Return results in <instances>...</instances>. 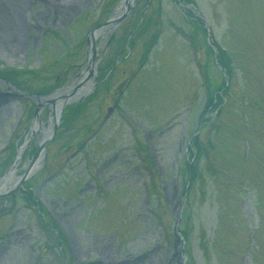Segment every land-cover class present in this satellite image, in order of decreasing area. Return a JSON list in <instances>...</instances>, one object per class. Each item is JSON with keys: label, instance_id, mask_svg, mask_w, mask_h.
<instances>
[{"label": "rangeland", "instance_id": "374dc122", "mask_svg": "<svg viewBox=\"0 0 264 264\" xmlns=\"http://www.w3.org/2000/svg\"><path fill=\"white\" fill-rule=\"evenodd\" d=\"M26 1L16 46L0 40V72H15L0 73V179L26 140L15 176L30 167L55 122L39 97L76 87L89 32L124 0H74L62 15ZM97 44L89 92L63 107L24 188L35 200L0 197V264H179L181 208L186 264H264V0H135ZM190 150L200 176L185 192ZM147 156L160 178L149 195Z\"/></svg>", "mask_w": 264, "mask_h": 264}, {"label": "water", "instance_id": "95a60500", "mask_svg": "<svg viewBox=\"0 0 264 264\" xmlns=\"http://www.w3.org/2000/svg\"><path fill=\"white\" fill-rule=\"evenodd\" d=\"M134 5V0H125L121 6H120V11L117 13L118 15L114 18H110L108 21H106L104 24H101L99 26H97L96 28H93L87 38V45H88V52H89V57H88V68H90L91 71L96 72V56L98 53V48H97V44H96V39H97V32H100L101 30L103 31H107L109 29H111L113 26H115L117 23L121 22L127 15L128 13L131 11L132 7ZM113 23V25H111ZM94 81V79H93ZM90 83L89 88H83V89H76V87H81V83L82 82H78L76 84V87L71 86L68 87L67 90H65L63 92L62 95H57L59 93V91H55L51 96L49 97H42L40 98V104H39V108L41 107L42 103L44 104L45 102H50L52 101L53 103V111L55 112V122L53 123V128L49 131V133L45 136L44 140L42 141L41 145H40V149L37 152V154L34 156L32 163L30 165V167L28 168V170L19 178L16 179L15 183L13 184V186L7 190L5 184L2 185L0 187V197L2 196H8L10 194H12L13 192H15L18 188H20L24 181L27 180L28 178H30L32 176V174L37 170V168L40 166L44 156H45V148L47 143L49 142V140L54 136L55 131L57 129L58 123H59V119L61 117V112L63 107L66 104L75 102L81 98H83L90 90L92 84ZM80 90V91H79ZM58 98H64L63 102L59 104L58 108H56V103L55 100ZM38 108V111H39ZM56 109L59 110V113L57 114ZM37 116H38V112H37ZM39 119V117H38ZM39 122V120H38ZM40 124V122H39ZM39 126L35 127V130H37ZM21 151V149H20ZM181 215V210H179L176 218L178 219ZM177 227V226H176ZM175 231L177 232V230L175 229ZM179 256V264H186V260L185 258H183L180 254H178Z\"/></svg>", "mask_w": 264, "mask_h": 264}, {"label": "bare ground", "instance_id": "6f19581e", "mask_svg": "<svg viewBox=\"0 0 264 264\" xmlns=\"http://www.w3.org/2000/svg\"><path fill=\"white\" fill-rule=\"evenodd\" d=\"M53 11L56 15H62L66 14L67 11L71 10L74 7H77V2L74 0H67L65 3H61L59 0H54L53 2ZM28 2L26 0H0V11H1V16L3 17L4 24H5V33L4 36H0V40L5 41L8 44H12L16 46V40H17V35L18 33L22 32L23 26L21 21H20V14L21 12L26 9L28 6ZM120 11V8L118 9V12ZM117 15V12L115 13L114 17ZM113 25V23L111 24ZM110 30V29H109ZM101 30L100 32H97L96 36V44L99 39L104 36L107 32ZM97 74V71H91L90 68H87L84 70L82 75L80 76V80L78 82L81 83V89L88 87L90 83H92L93 79H95V76ZM77 82V83H78ZM79 88V89H80ZM80 91V90H79ZM64 91H59L57 94L62 95ZM64 98H58L55 100L56 103V108H58L59 104L63 102ZM63 110V109H62ZM57 114L59 113V110L56 109ZM38 125V122H37ZM49 133V131L45 132V136ZM12 177H15V174L13 172H10L6 176V181L4 182L5 186L13 180Z\"/></svg>", "mask_w": 264, "mask_h": 264}, {"label": "trees", "instance_id": "16d2710c", "mask_svg": "<svg viewBox=\"0 0 264 264\" xmlns=\"http://www.w3.org/2000/svg\"><path fill=\"white\" fill-rule=\"evenodd\" d=\"M220 53L223 54L221 56V61L223 62L224 65L227 64V58L224 55V51L220 50ZM9 72H1V73H5L7 75V77L9 78V76L13 73H15L13 70H8ZM218 90H222V87H217ZM213 95L211 96V102L210 104H213L216 106V103L214 102V98H212ZM66 119V118H65ZM195 144L199 147V142L197 140V138L195 139ZM83 147V146H82ZM146 162L149 163V165L153 168L154 172L152 177L149 179L148 184H147V188H148V193L150 194L152 191V189L150 188L151 185L155 186V188L153 190L155 191H159V183H160V178L156 172V167H154L153 163L151 162V160H149V156H147L146 158ZM187 170H188V183H189V187H188V191L190 190L192 184L199 178L200 176V169H199V163L195 161H190L188 160L187 162ZM29 186H27L26 184V188H28ZM25 192L31 193V191L29 189H26ZM155 210V209H154ZM156 212V210H155ZM157 213V212H156ZM181 227V226H180ZM180 230L184 233L185 238L187 240V233L185 230H183L182 228H180Z\"/></svg>", "mask_w": 264, "mask_h": 264}]
</instances>
